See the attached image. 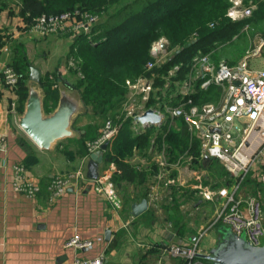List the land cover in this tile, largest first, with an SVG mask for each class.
<instances>
[{
  "label": "crops",
  "instance_id": "obj_1",
  "mask_svg": "<svg viewBox=\"0 0 264 264\" xmlns=\"http://www.w3.org/2000/svg\"><path fill=\"white\" fill-rule=\"evenodd\" d=\"M17 4L20 5L19 0H0V38L4 40L0 45V135L5 137L0 149V264H67L75 256L96 253L103 254V264H183V251L173 255L168 250L170 245L187 248L197 241V252L203 253L215 247L222 224L215 220L227 194L235 187L233 175L229 179L208 172L206 164L215 158L204 156L193 161L192 154L185 153L180 155L182 158L170 161L167 156V177L173 180L169 186L152 175L146 180L113 181L121 200V206L116 208L103 192L94 189L95 178L86 175L89 156L85 142L101 126L92 124L84 107L73 118V134L57 140L49 149L39 148L22 130L18 118L24 110L21 86L25 81H19V74L18 80L8 85L2 73L4 66L21 58L18 52L40 73L55 69L57 87L68 86L72 81L65 61L58 59L55 65L48 62V52L61 36L31 31L29 23L22 19L23 13L16 10ZM11 39L14 45L9 44ZM261 62L263 66L253 68H264V55ZM245 122L248 120L241 118L234 126L241 127ZM259 127L264 128V118L259 120ZM114 138L97 164L98 175L109 166L115 168L113 161L104 158ZM259 138L255 127L251 141L258 148L256 159L236 192L241 198L257 197L264 219V184L259 180L264 142H257ZM155 158L149 151L135 149L128 160L149 172L155 166ZM15 164H21L24 175L37 182V193L30 195L13 188L17 178ZM78 168L83 170L84 179L77 182L70 179L64 191L52 195L49 189L52 178ZM198 184L211 188V199L199 195ZM221 189L226 194H220ZM142 198L147 200L146 208L137 215L131 214V205ZM225 229L229 230L227 226ZM74 235L90 239L91 245L77 249L67 245L66 241Z\"/></svg>",
  "mask_w": 264,
  "mask_h": 264
},
{
  "label": "built area",
  "instance_id": "obj_2",
  "mask_svg": "<svg viewBox=\"0 0 264 264\" xmlns=\"http://www.w3.org/2000/svg\"><path fill=\"white\" fill-rule=\"evenodd\" d=\"M247 6H232L227 8V16L231 19L246 18L251 15L254 3ZM98 15L80 7L56 13H39L32 17L29 26L32 31L40 35L52 32L59 33H85L89 34ZM210 22L209 25H212ZM248 24L244 25L246 28ZM166 41V42H165ZM164 42L166 48L160 46ZM168 41L161 37L152 42L144 69L146 73L134 78L125 79V93L121 100L120 110L115 118L107 117L97 134L86 140L87 155L99 145L110 140L117 134L124 119L129 120L133 132H140L151 125L160 129L163 123L167 128H179L181 120L191 139H198L199 150L202 157H212L221 160L230 175L237 178L234 189L227 194L223 206L220 208L215 221L225 224L234 234L243 236L253 246L264 243L263 214L260 200L255 196L239 197L236 189L240 187L242 179L249 172L255 162L258 148L251 141V133L257 127L260 144L264 142V128L259 127V120L264 118V68H253L246 58L229 64L223 59L215 62L211 59L212 52H197L191 58L189 67L182 77H178L181 63H175L166 69L155 70L161 67L172 55L168 48ZM70 64L75 60L70 57ZM4 82L13 85L17 81V74L10 65L4 66ZM57 84V83H56ZM214 85L217 88V97L203 102H194L192 94ZM212 94V92H210ZM213 95V94H212ZM176 103H172V100ZM152 109L160 121L140 122L136 116L146 109ZM246 118L248 122L241 127H235L237 120ZM5 137L0 135V149L4 147ZM148 151L155 158L152 176L164 186H169L173 180L167 177L166 144L162 142L157 149L156 142L151 139ZM182 156H179V159ZM16 180L13 188L33 195L39 190L34 179L26 177L23 166L15 164ZM116 169L109 166L101 175L94 179V189L101 191L112 202L113 206H121L120 197L112 180ZM74 182L84 179L81 168L67 175H56L49 183L52 195L64 191L69 180ZM259 180L264 184V159L259 165ZM197 192L205 199L212 198V190L208 186L198 184ZM220 194H226L225 189ZM90 239H83L78 235L70 237L66 244L73 248H84L91 245ZM197 241L187 248L177 244L169 246L171 254L177 255L183 251V264H212L196 256ZM183 249V250H182ZM104 256L96 253L93 256H75L67 264H103Z\"/></svg>",
  "mask_w": 264,
  "mask_h": 264
},
{
  "label": "trees",
  "instance_id": "obj_3",
  "mask_svg": "<svg viewBox=\"0 0 264 264\" xmlns=\"http://www.w3.org/2000/svg\"><path fill=\"white\" fill-rule=\"evenodd\" d=\"M251 1L255 4L251 15L234 21L224 17L228 0H19V3L22 13L32 16L43 12L56 13L76 6L99 13L111 5H119L94 24L91 31H95V34L92 38L81 34L72 40L67 54L68 59L73 57L76 60L69 67L76 78L68 86L79 93L85 109L90 111L101 106L105 117L115 118L116 111L112 107L121 103L126 90L125 79L146 73L144 65L150 58L149 49L153 41L164 37L168 41V48L172 50L170 58L161 67L155 66L153 69H166L181 63L178 77H182L194 54L212 52L222 43L215 39L216 36H223L221 32L231 34L245 24H252L253 28L258 29L264 27V0ZM210 22L213 24L209 25ZM227 37L228 34L225 35ZM192 39L195 41L188 47L174 53L176 48ZM27 65L22 58L13 60L11 64L20 74V82L24 81L25 76L28 77L30 65ZM39 80L44 90V111L50 112L58 102L57 84L48 77H40ZM21 87L24 102L27 88L25 84ZM213 90L215 95L210 93ZM217 93V88L209 85L191 96L194 102H203L215 99ZM172 103H176V100H172ZM178 122L181 124L179 128H167V124L163 123L157 130L151 125L140 132H133L129 120L124 119L104 156L115 164L113 181L146 180L153 174V169L146 172L128 160L135 149L148 151L152 138L157 149L161 148L162 142L166 144V154L170 161H176L185 153L192 154L193 161L202 158L198 139L189 141L185 126L181 120ZM203 259L212 263L211 260Z\"/></svg>",
  "mask_w": 264,
  "mask_h": 264
},
{
  "label": "water",
  "instance_id": "obj_4",
  "mask_svg": "<svg viewBox=\"0 0 264 264\" xmlns=\"http://www.w3.org/2000/svg\"><path fill=\"white\" fill-rule=\"evenodd\" d=\"M194 39L185 42L176 48L174 53H178L182 48L188 47ZM166 48L164 42L160 44ZM28 92L24 102V110L18 118V125L28 135V137L41 149H49L57 140L70 137L73 134V118L83 110L82 100L79 93L65 84L58 87L59 98L56 106L50 112H45L43 107L44 92L36 86L39 82V70L29 67ZM136 118L142 123L160 121L159 116L146 109ZM110 140L103 141L99 148L89 153L86 163L87 177L94 179L97 177V164L103 159L104 151L107 149ZM147 206L146 198L140 199L131 205V214L137 215ZM221 239L216 246L208 252H196V256L211 260L213 264H264V243L258 246L250 245L243 236L234 234L230 229H221ZM109 235V230L105 231V236Z\"/></svg>",
  "mask_w": 264,
  "mask_h": 264
},
{
  "label": "rangeland",
  "instance_id": "obj_5",
  "mask_svg": "<svg viewBox=\"0 0 264 264\" xmlns=\"http://www.w3.org/2000/svg\"><path fill=\"white\" fill-rule=\"evenodd\" d=\"M228 1H229V5L227 8H231L232 6H237V7L247 6L249 4L248 2H250L251 0H228ZM118 7H119V5H115V6L111 5L106 10H104L103 12L96 13L98 15L97 22L102 20L106 16V14L116 10ZM16 8H17L16 10L18 12H22L19 4H17ZM253 8L254 7H252V10H253ZM227 10L228 9H226V11L224 13L225 18L232 20V21L237 20V19H241V18H236V19L229 18L227 16ZM32 17L33 16L31 14H25V15L23 14L22 15V19H23V21H25V23H29V21L32 19ZM227 29H228V27H227ZM221 33H223V36L221 38H219L218 36L215 37V39L218 40V42H220V43L222 42V43L219 44L218 46H216V48H214L212 50L213 53L211 55V59L213 61L218 62L220 59H223L224 61H226L229 64H234L238 60H240L242 58H246L248 63L252 67L263 66L261 60H262V56L264 55V27L261 29L253 28L252 24H250L246 28H244V27L242 28L239 26L238 31L231 32V34L227 33L226 31L221 32ZM53 34L59 35L61 37L54 44L53 50L48 52V55H49L48 62L51 63V65H55V62L58 59L65 61L66 62V69H67L66 72L69 73L70 81H73L76 78V74L74 72L72 73V70H69V67L72 65L70 64V59L67 58L68 45H69V42L74 40L77 36H80L81 34H85V33L74 34V33H66V32L65 33L52 32V33H48L47 35L49 36V35H53ZM94 34H95V31H93V32L91 31L89 34H86V35L88 38H89V36H91L90 38H92V35H94ZM226 34H228L227 39L225 38ZM223 38H225V39H223ZM3 41L4 40L0 38V45L3 43ZM9 44L14 45L15 44L14 40L11 39V41H9ZM66 52H67V54L65 57ZM18 53H19V56L22 58V53H20V52H18ZM39 53H43L45 56L44 51H40ZM11 64H12L11 62L8 63V65H11ZM31 65H32V63H31ZM14 71L17 74V80H18V72L16 70H14ZM48 73H49L48 71H45V72L42 71V73L39 72V76L42 78L48 77L50 79H54V80L56 79V70L55 69H52L50 71V73L49 74ZM24 81H25V87L27 88V89H25V91L27 93L28 92V85L31 82L27 78V76H25ZM55 82L58 84V82L56 80H55ZM40 84L41 83L39 80V82L36 83V86L44 92L43 87ZM212 94L215 95V90L212 91ZM26 96H27V94H26ZM211 96L212 95H210V97ZM25 99H26V97H25ZM82 104H83V102H82ZM120 106H121V103H120V105L118 104V105H116V106L114 105V107H112V110L116 111L115 114H117L119 112ZM83 107H84V104H83ZM102 110L103 109L101 106H97L95 109H93V110L91 109L90 111H88L90 118L92 119V124H96L97 127L102 126L104 120L107 118V116L105 117V114L103 113ZM180 126H181V124H180ZM206 165L208 167L209 173H210V171H212V173H214V174L221 175V176L225 175L226 177H228L230 179L231 175L229 174L227 167L225 166V164L221 160H219V159L213 160L212 159ZM59 175H61V174H59ZM231 178L234 179L232 181V184L235 185L237 178H235L234 176H231ZM174 202L177 203V201H174ZM263 225H264V219H263ZM225 227H226L225 224H223V225L220 224V226H219L220 229H225ZM221 236H222L221 232L217 234V238H216L217 242L221 239Z\"/></svg>",
  "mask_w": 264,
  "mask_h": 264
}]
</instances>
